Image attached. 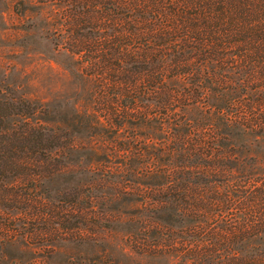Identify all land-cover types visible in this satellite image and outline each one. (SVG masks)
Listing matches in <instances>:
<instances>
[{
  "label": "rangeland",
  "instance_id": "374dc122",
  "mask_svg": "<svg viewBox=\"0 0 264 264\" xmlns=\"http://www.w3.org/2000/svg\"><path fill=\"white\" fill-rule=\"evenodd\" d=\"M129 2L0 0L7 128L19 132L27 121L61 143L43 149L38 156L47 162L31 165L28 178L0 174V264H240V256L264 251V239L234 237L202 249L211 223L198 224L196 212L184 214L172 199L159 174L164 163L152 174L154 160L144 153L156 135L113 116L112 74L109 67L100 74L98 60L100 47L124 35ZM243 145L244 159L257 156L264 171V136ZM199 249L204 263L192 257Z\"/></svg>",
  "mask_w": 264,
  "mask_h": 264
},
{
  "label": "trees",
  "instance_id": "16d2710c",
  "mask_svg": "<svg viewBox=\"0 0 264 264\" xmlns=\"http://www.w3.org/2000/svg\"><path fill=\"white\" fill-rule=\"evenodd\" d=\"M129 3L124 35L100 47L98 60L100 74L106 67L112 74L113 116L156 135L154 153L149 146L144 153L154 160L152 174L164 163L159 174L172 199L186 206L184 214L196 212L198 224L211 223L202 249L231 237L263 240L264 171L257 156L244 159L243 139L264 136V0ZM9 108L0 102V174L13 170L23 180L31 165L47 162L38 156L43 149L61 143L27 121L9 131ZM205 249L192 255L198 263ZM246 256L240 264H264V251Z\"/></svg>",
  "mask_w": 264,
  "mask_h": 264
}]
</instances>
